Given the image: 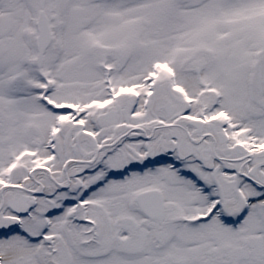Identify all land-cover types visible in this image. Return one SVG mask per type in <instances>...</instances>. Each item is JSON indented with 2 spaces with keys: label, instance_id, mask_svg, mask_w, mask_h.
Wrapping results in <instances>:
<instances>
[{
  "label": "snow or ice",
  "instance_id": "1",
  "mask_svg": "<svg viewBox=\"0 0 264 264\" xmlns=\"http://www.w3.org/2000/svg\"><path fill=\"white\" fill-rule=\"evenodd\" d=\"M0 264H264V0H0Z\"/></svg>",
  "mask_w": 264,
  "mask_h": 264
}]
</instances>
